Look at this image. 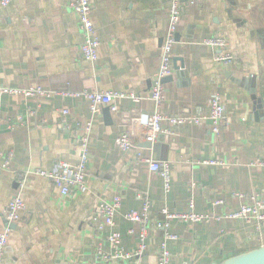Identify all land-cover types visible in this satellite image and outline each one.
I'll list each match as a JSON object with an SVG mask.
<instances>
[{"label": "crops", "instance_id": "0c3cea01", "mask_svg": "<svg viewBox=\"0 0 264 264\" xmlns=\"http://www.w3.org/2000/svg\"><path fill=\"white\" fill-rule=\"evenodd\" d=\"M71 1L14 0L0 9V87L39 86L52 92L44 99L0 96V154L13 155L8 170L0 160V232L18 187L16 176L37 168L50 171L58 161L77 163L91 115L88 103L75 94L122 92L140 99L114 100L111 124L103 113L107 107L94 115L83 191L62 196L47 179L27 176L21 193L25 210L9 228L0 264H125L96 259L98 244L111 253L110 230L97 233L91 218L114 196L121 204L112 231L128 251L136 247L138 227L123 215L141 211L138 195L150 200L151 222L163 219L162 210L188 211L191 201L195 213L224 215L239 208L233 192L264 197V167L254 164L264 161V0H180L173 71L163 81L160 112L206 117L208 100L217 93L226 122L217 135L207 120L170 127L172 134L160 133L150 148L142 147V121L154 109L149 93L170 1L92 0L100 40L94 63L80 57L81 34L68 8ZM217 35L227 42L234 59L230 64L216 62L220 51L203 44ZM125 133L132 147L121 152L114 139ZM137 156L169 164V191ZM216 200L223 204L214 208ZM171 231L178 237L167 244L171 264H218L264 246V227L257 233L241 220L172 221ZM162 234L149 229L141 264H156Z\"/></svg>", "mask_w": 264, "mask_h": 264}, {"label": "built area", "instance_id": "2783aa9c", "mask_svg": "<svg viewBox=\"0 0 264 264\" xmlns=\"http://www.w3.org/2000/svg\"><path fill=\"white\" fill-rule=\"evenodd\" d=\"M14 0H0V9H5L10 6ZM169 16L168 27L160 47V62L158 70L152 80L149 99L153 103V113L147 116L142 121V126L145 129V141L153 143L160 133L171 135L170 127L180 126L185 123L199 124L202 120H207L210 124L213 134H219L220 127L226 122L225 109L219 94H213L208 100V114L206 117H173L163 115L160 112L163 101V81L171 76L172 68V47L176 43L177 26L180 19V0H169ZM68 8L76 15L78 28L81 34V44L79 53L81 59L88 63H94L98 57V49L100 40L96 32V28L92 19L93 2L92 0H72ZM205 46L211 47L220 51L216 57V62L230 64L234 59L227 51V42L221 36H214L206 39L203 43ZM0 96H22L24 98L44 99L52 96L51 91L42 89L39 86H32L25 89H16L10 87H0ZM75 97L83 98L89 105L91 120L86 125V135L81 138V149L78 155L76 164H69L64 161H58L54 168L50 171H45L40 168L26 172L25 175L16 176L17 190L9 200L5 211L4 219L6 227L0 232V263L3 260L4 248L7 243L10 229L8 225L17 224L21 215L25 210L24 201L21 197L22 189L27 176L34 175L40 178L47 179L58 190L62 196H67L71 191H83L85 189L86 166L88 161V138L91 124L94 115L102 107H107L110 111H115L113 106L114 100L130 99L138 101L140 97L133 93L122 92H82L75 94ZM66 110L61 111V115H67ZM166 126H163V125ZM114 146L121 152L129 151L132 147L130 135L122 134L114 139ZM13 155L7 153L0 154L1 168L8 170ZM140 162L148 165L151 173H157L164 183V190L167 192L170 188V166L166 162L154 161L150 158H141L137 156ZM202 164H208L203 162ZM259 167H264V161H257ZM252 164V165H254ZM231 197L239 202V208L236 212L217 215L214 213L198 214L195 213L192 201L189 203L188 211L183 213H171L167 210H162L163 219L161 221L151 222L148 216L150 209V200L147 196L138 195L141 201V211L128 212L123 215V218L128 223L138 227L137 244L133 251L126 250L121 243V236L116 231H112L114 227V218L117 211L120 209L121 198L114 196L111 201L103 202L98 205L91 222L95 225L96 232L102 233L105 229H109L110 233L106 236L111 253H103L101 246L98 244L96 259L100 262H122L125 264H141L140 260L147 251V237L150 228L161 230L163 232L162 239L157 247L156 264H171V255L167 248L169 242H174L178 239L171 231L172 221H178L184 224H198L219 222L227 220H241L245 224L253 226L255 231L259 233L264 227V197L256 194H246L241 192H233ZM212 206L217 207L223 204V200L213 201ZM129 234H133L134 230H129Z\"/></svg>", "mask_w": 264, "mask_h": 264}, {"label": "water", "instance_id": "95a60500", "mask_svg": "<svg viewBox=\"0 0 264 264\" xmlns=\"http://www.w3.org/2000/svg\"><path fill=\"white\" fill-rule=\"evenodd\" d=\"M104 117L108 124H111V114L108 108L104 109ZM152 143L146 142L142 145L144 148H150ZM10 229L14 228V224L8 225ZM218 264H264V246L257 249L235 255L227 258Z\"/></svg>", "mask_w": 264, "mask_h": 264}]
</instances>
